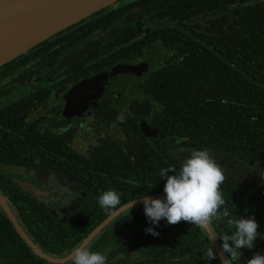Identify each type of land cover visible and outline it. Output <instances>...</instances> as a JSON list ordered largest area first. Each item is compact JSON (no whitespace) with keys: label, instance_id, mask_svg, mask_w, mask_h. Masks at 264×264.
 Wrapping results in <instances>:
<instances>
[{"label":"trees","instance_id":"1","mask_svg":"<svg viewBox=\"0 0 264 264\" xmlns=\"http://www.w3.org/2000/svg\"><path fill=\"white\" fill-rule=\"evenodd\" d=\"M92 17L99 26L118 25L119 46L82 66L79 79L121 62L148 61L154 49L164 57L141 78L134 96L116 101L125 100L124 111L113 107L116 96L94 107V122L115 134L99 138L87 156L71 149L68 133L58 134L67 120L57 119L51 131L43 126L44 117L24 121L48 93L0 108V164L51 176L79 194L68 207L53 211L0 176V194L25 234L47 255L66 257L120 207L164 194L162 168L179 171L192 150L209 149L227 177L220 219L209 226L212 235L221 249L219 237L235 231L229 219L254 217L261 235L253 249L241 250L235 264L264 254V0L122 1ZM47 45L43 41L7 65L17 67ZM144 123L165 139L147 138ZM108 190L121 197L116 209L98 204ZM148 227L141 204L112 220L86 247L104 253L108 264H222L203 259L214 246L196 225L162 220L158 237L146 234ZM126 251L138 256L126 257ZM0 264H54L33 253L1 206Z\"/></svg>","mask_w":264,"mask_h":264},{"label":"flooded vegetation","instance_id":"2","mask_svg":"<svg viewBox=\"0 0 264 264\" xmlns=\"http://www.w3.org/2000/svg\"><path fill=\"white\" fill-rule=\"evenodd\" d=\"M122 1L128 2L129 0H118L107 7H113ZM94 14L75 23V27L72 25L48 38L47 47L41 52L37 51L33 53L27 60L18 62L21 63V65L17 67L12 64L7 65L11 62L10 61L0 66V108L28 96H33L35 93L44 96L48 93L42 104L26 115L24 118L26 120L24 121L34 122L36 119L44 117L43 126L48 127V130L51 131L50 128H53L52 124L57 119L60 120L63 118L67 120V124H64L61 129L57 128V132L58 134L61 132L60 135L68 133L70 135L68 143L71 149L83 156L88 155L89 148L94 144L87 145L84 153H79L73 147V141L77 133L81 130L82 125L86 123L84 122L86 119L90 117L92 121H94L93 114L95 106H93V100H88L86 98L89 89L88 82L97 76L112 73L117 67H130L145 64L151 60L154 54L159 52L158 49L152 50L149 54L148 61L121 62L116 67L113 66L109 70L94 73L90 76L86 75V77L79 79L78 76L83 72L82 66L90 67L93 62L92 59H102L105 55L114 54L115 47L119 46V44L115 43V40H117L115 31L118 25L112 24L110 27H105L106 25L102 24V26H99L92 17ZM148 25L152 26L151 24ZM145 30L146 29H143L142 31L144 32ZM74 32H77V34L73 37L72 34ZM138 38L139 37L134 36L133 40ZM37 46L38 45L33 48ZM83 62L84 64L82 65ZM140 80L141 79H139V81ZM83 87H85L84 90L81 89ZM131 95H133L131 86H127L109 96L107 99L116 96L115 100H113V107H115V105L118 104L116 101L121 100L123 97L129 98ZM102 102H104V100L100 101L99 104ZM50 103H53V105L47 106V104ZM69 107H72V111L74 110L73 112L75 115L73 114L72 116L66 117L64 113ZM36 112L43 113L28 121L29 117Z\"/></svg>","mask_w":264,"mask_h":264},{"label":"clouds","instance_id":"3","mask_svg":"<svg viewBox=\"0 0 264 264\" xmlns=\"http://www.w3.org/2000/svg\"><path fill=\"white\" fill-rule=\"evenodd\" d=\"M159 175L166 179L163 188L164 198L153 199L149 195L142 198L144 214L152 225L145 229L146 234L158 237L160 233L156 228L162 220H166L171 226L187 222L207 230L214 219H220L221 209L225 205L221 187L227 177L211 154V150H192L182 161L179 171L175 167H165L160 170ZM78 196V193L75 194L73 200ZM120 201V195L113 190L105 191L98 198V204L104 210L116 209ZM135 203L136 200L131 202L130 209ZM228 215V211L224 210L223 216ZM227 223L232 225L235 231L231 235L219 237L222 241L221 255L218 256L214 248L209 247L204 251L203 259L209 261L219 259L223 264H235L241 259L242 249L254 248L261 235L258 232L259 224L254 217L229 219ZM225 254L230 259L225 258ZM68 256L71 264H108L104 253L93 252L84 246L75 247ZM246 264H264V254L255 253Z\"/></svg>","mask_w":264,"mask_h":264},{"label":"water","instance_id":"4","mask_svg":"<svg viewBox=\"0 0 264 264\" xmlns=\"http://www.w3.org/2000/svg\"><path fill=\"white\" fill-rule=\"evenodd\" d=\"M117 1L118 0H0V66L25 54L28 50L53 35ZM132 1L135 0H129L128 2ZM163 57L164 55L161 52H157L153 55L151 60L145 64L130 67H117L110 74L97 76L88 82L89 89L86 98L88 100H93V106H96L100 101L107 99L109 96L127 86H131V92H136L139 79L153 69ZM84 88L85 87L81 89L84 90ZM73 111L72 107H69L66 109L64 115L66 117L72 116L74 114ZM142 132L150 139H165V136L159 130L149 127L146 123L142 126ZM164 196L165 194H160L150 197L156 199L164 198ZM131 202L114 211L96 227L79 246L86 247L105 226L120 214L129 210ZM141 204H143L142 198L136 200L135 205L131 208ZM0 206L18 235L36 256L54 264H63L70 261L68 255L63 258H56L42 252L25 234L7 205L6 199L1 194ZM205 231L218 256L221 255V249L209 227ZM221 262L223 264L222 260Z\"/></svg>","mask_w":264,"mask_h":264},{"label":"rangeland","instance_id":"5","mask_svg":"<svg viewBox=\"0 0 264 264\" xmlns=\"http://www.w3.org/2000/svg\"><path fill=\"white\" fill-rule=\"evenodd\" d=\"M53 105L47 104V106ZM116 108L124 111L126 108L125 100L115 105ZM43 112H36L29 117L32 120L40 116ZM26 120V119H24ZM86 122V123H84ZM81 130L77 133L73 141V147L79 152L84 153L87 145L95 144L99 138L108 136L113 137L114 130L103 127L89 119L84 121ZM0 176L11 184L19 187L26 193L42 201L49 209L53 211L62 210L73 203V197L77 192L61 186L53 177L36 175L34 172L19 167H8L0 164ZM69 201L71 203L69 204ZM69 204V205H68ZM124 256L135 258L138 254L134 251H126Z\"/></svg>","mask_w":264,"mask_h":264}]
</instances>
